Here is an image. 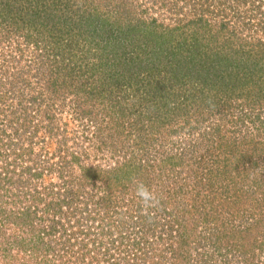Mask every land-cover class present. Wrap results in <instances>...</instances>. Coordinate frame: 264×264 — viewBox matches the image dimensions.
Masks as SVG:
<instances>
[{
  "label": "rangeland",
  "instance_id": "rangeland-1",
  "mask_svg": "<svg viewBox=\"0 0 264 264\" xmlns=\"http://www.w3.org/2000/svg\"><path fill=\"white\" fill-rule=\"evenodd\" d=\"M0 11V264H264V0Z\"/></svg>",
  "mask_w": 264,
  "mask_h": 264
},
{
  "label": "clouds",
  "instance_id": "clouds-1",
  "mask_svg": "<svg viewBox=\"0 0 264 264\" xmlns=\"http://www.w3.org/2000/svg\"><path fill=\"white\" fill-rule=\"evenodd\" d=\"M133 183L136 186L135 194L138 198H140L145 210L154 208L159 204V200L157 199L155 193L150 190L148 186L135 179H133Z\"/></svg>",
  "mask_w": 264,
  "mask_h": 264
},
{
  "label": "trees",
  "instance_id": "trees-1",
  "mask_svg": "<svg viewBox=\"0 0 264 264\" xmlns=\"http://www.w3.org/2000/svg\"><path fill=\"white\" fill-rule=\"evenodd\" d=\"M0 14H1V11H0ZM34 15H35V17H34ZM34 15H30V16H33V19H35V18H40V16L38 17L37 15H38V12H36V13H34ZM36 20V19H35ZM38 20V19H37ZM260 93H262V92H260ZM259 97H260V95H259ZM263 97H264V95H263Z\"/></svg>",
  "mask_w": 264,
  "mask_h": 264
}]
</instances>
